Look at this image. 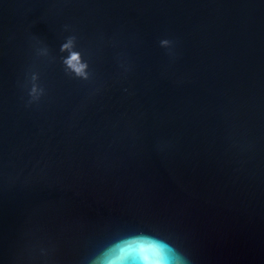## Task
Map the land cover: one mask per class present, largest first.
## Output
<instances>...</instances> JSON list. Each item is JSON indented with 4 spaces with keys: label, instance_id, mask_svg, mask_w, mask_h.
Instances as JSON below:
<instances>
[{
    "label": "water",
    "instance_id": "1",
    "mask_svg": "<svg viewBox=\"0 0 264 264\" xmlns=\"http://www.w3.org/2000/svg\"><path fill=\"white\" fill-rule=\"evenodd\" d=\"M141 231L264 264V0H0V264Z\"/></svg>",
    "mask_w": 264,
    "mask_h": 264
},
{
    "label": "clouds",
    "instance_id": "2",
    "mask_svg": "<svg viewBox=\"0 0 264 264\" xmlns=\"http://www.w3.org/2000/svg\"><path fill=\"white\" fill-rule=\"evenodd\" d=\"M160 43L162 47L168 49L173 46L172 41L167 39ZM76 49L77 37L75 35L67 37L66 42L60 47V52L66 54L62 56L65 72L70 77L88 81L91 79L90 65L85 61L82 53ZM48 52L46 47L44 53ZM30 81L31 100L29 103H33L45 95V90L38 84V74L33 73ZM87 264H192V260L168 238L141 231L113 240L98 254L90 257Z\"/></svg>",
    "mask_w": 264,
    "mask_h": 264
}]
</instances>
